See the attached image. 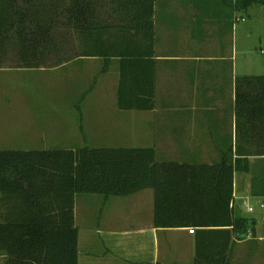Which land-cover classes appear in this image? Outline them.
<instances>
[{
    "label": "trees",
    "instance_id": "obj_1",
    "mask_svg": "<svg viewBox=\"0 0 264 264\" xmlns=\"http://www.w3.org/2000/svg\"><path fill=\"white\" fill-rule=\"evenodd\" d=\"M256 3L264 0L230 5L237 12ZM125 10L136 24L128 28H140L152 47L153 0H129ZM94 56L120 58L119 108H154L153 48L94 49V0H0V67L49 68ZM140 66L144 77H131L128 69ZM235 113L244 138L264 141V75L237 77ZM238 165L227 156L213 163L158 160L153 147L0 149L3 264H78L75 196H126L145 188L154 192V226L224 231V241L211 248L198 243L192 264H230L233 234L253 228L232 205L234 172L247 170ZM251 193L264 201V179L262 192L252 186Z\"/></svg>",
    "mask_w": 264,
    "mask_h": 264
},
{
    "label": "crops",
    "instance_id": "obj_2",
    "mask_svg": "<svg viewBox=\"0 0 264 264\" xmlns=\"http://www.w3.org/2000/svg\"><path fill=\"white\" fill-rule=\"evenodd\" d=\"M128 1L94 0V49L143 51L153 48L155 106L149 110L119 108L117 89L120 58L94 56L100 80L112 81L110 91L100 92L98 103H101V114H97L99 112L95 106L94 121L99 120L97 125L118 122L124 119L119 117L121 112H129V121L136 114L140 117L152 115L150 120L139 121L157 125L156 129H159L161 138L168 141L161 143L159 147L169 160L213 163L227 156L233 161H239L238 167L247 170L234 172L232 205L238 213L247 216L242 210L246 209L245 201L249 203L251 199L256 198L257 204L263 201L262 197L251 193V187L253 186L255 193H261L263 190L264 141L258 139L255 144L254 141L244 138L236 127V79L243 75L236 71V53L233 44L229 43L234 18L238 17L230 5L232 0H153L152 47L140 28H128L130 25L136 26L135 19L132 21L133 15L125 10ZM80 59L75 58L53 68L2 66L0 91H5L2 89L4 87L1 79L4 76L8 79L17 78L18 75H24L23 72L28 75L32 69L50 72L77 63ZM141 68L142 71L138 67L137 71L132 72L128 69L130 76L136 77L139 74L144 77V68ZM128 71L125 70V75ZM94 85L96 90L97 84ZM88 88L83 89L79 96H75L76 103L74 102L73 106L74 115L79 112L81 121L78 123L81 124L82 103L93 91ZM28 102V99L22 100L19 107L11 109L6 107L0 98V112L10 114L13 110L15 113L24 114L23 118L17 120V128L25 130V133L15 132L13 140L0 133L1 145H8L6 141L26 138L22 139L23 142L11 144L21 147L17 149H40L41 146L55 148L51 146L58 145L51 131L52 123L49 125L46 121V115L50 114L46 110L49 108H31ZM108 110H112V114ZM74 121L76 119H73ZM4 122L8 129H11L14 123L12 120ZM165 124L166 127L162 129ZM0 125L4 126L2 121ZM74 127V134L72 137L69 134L62 146H81L83 128H77V122ZM149 129V133H144L146 138L155 135L151 126ZM58 134L59 137L65 136L61 132ZM77 135L79 139L74 141L73 137ZM108 135L111 133H94V137L97 136L98 139ZM183 146L188 147L187 151L182 150ZM79 195L75 196L74 201V222L78 204L84 205L86 201L84 198L79 200ZM97 196L98 199L94 197V203L96 201L103 205V210L94 214V252H88L89 255L80 261L78 257V264H192L198 243L208 249L212 247L211 243L224 241L226 238L221 228L200 230L201 228L194 226H154L153 190L151 198L149 194L142 195L137 204H132V201L126 199L127 195L107 198ZM113 206L118 209L110 212ZM125 206L137 208L131 210L128 207L125 210ZM133 212L134 216L131 217ZM250 219L253 221L252 230L247 234L238 233L232 236L230 264H264V208L259 206L258 215Z\"/></svg>",
    "mask_w": 264,
    "mask_h": 264
},
{
    "label": "rangeland",
    "instance_id": "obj_3",
    "mask_svg": "<svg viewBox=\"0 0 264 264\" xmlns=\"http://www.w3.org/2000/svg\"><path fill=\"white\" fill-rule=\"evenodd\" d=\"M237 15L239 21H234L233 32L229 39V43L230 45L233 44L236 53V71L239 75H264V4L256 3L250 5L246 11H237ZM69 47L71 46L69 45ZM6 64H8V62ZM23 73L24 75H18L19 77L17 78L8 79L6 76L1 78L3 79L4 87L2 89L5 90L0 91L1 102L6 104V107L12 109L14 107H19V102L22 100L27 101L28 99V105L31 108H49V110H46L50 113L46 115V121L49 125L52 123L51 131L55 136L54 141L58 144L57 146L51 145L52 147L66 148L65 146H62V143L69 137V134L70 137H72L76 130V127L74 126L77 122V128L80 127V130L83 128L84 132L83 137L80 139L81 146L77 145V147H153L156 151V158L158 160L170 159L167 155H164L165 152L159 147L161 143H167L168 141L161 138L159 129H156L157 125L155 123L148 124V122L139 121L150 120L152 119V115L140 117L136 114L131 117V121H134L131 122L127 120V116L130 115L129 112H121L119 117H123L124 119H120L118 122H108L106 125H101L99 123V125H97L99 120L95 119L94 121V107L97 106V112L100 111L101 103H98L100 92L101 90L103 93L110 91L112 85L111 79L100 80L101 76L94 63V57H83L77 63L74 62L62 69H53L50 72L32 69L28 72V75H25L27 72ZM91 84H93V91L87 96L81 106L83 116L81 124L78 123L81 121L79 112L74 115L73 106L76 97L81 94L83 89H87ZM94 84H97L96 90H94V86H96ZM108 111L112 114V110ZM97 114L100 116L101 113L99 112ZM106 115L110 116L108 113H106ZM141 115L144 114L141 113ZM114 116L118 117V115ZM23 117V113H15L13 110L10 114H3L1 111L0 121L3 122L4 126L0 125V133L6 134L7 138L10 140H13L15 132L18 133V131H20V133H25L23 128L21 130L17 128V120ZM73 119H76V121L73 122ZM4 120L14 121L12 124L14 127L11 125V129H8V125ZM150 126L152 128L151 131H153L155 135L153 137L149 135V137L147 136L146 138L144 137V133L150 132L148 131L150 130ZM165 127L166 124L163 125L162 129ZM59 132L64 133L65 136L59 137ZM97 132L101 134L111 133V135L98 139L97 136L94 137V133ZM78 136L79 135L73 137L74 141L79 139ZM22 139L23 138H17L15 141H6V144L9 143L8 145H1L2 143H0V149L21 148L12 144L26 140V138ZM68 141L69 140H67V142ZM45 142H48V140H45ZM39 148L46 149L50 147L41 146ZM171 148L172 147L170 146L169 149ZM187 149V146L182 147V150L187 151ZM142 190L144 191L140 190L133 193L134 195L130 194L132 196L127 195L128 197L126 199L132 201V204H137L142 195L149 194L151 198V188H145ZM95 195L87 193L80 194L78 199L80 200L84 198L86 201L84 205L78 204L77 211L75 210V225L78 227L77 249L79 261L83 257L89 255L88 252H94V214H96L97 211L103 210V205H100L96 201L94 203V197L98 199L97 195L99 194ZM258 196L260 195H256V197ZM256 199H251V202H249V205L253 207V211L248 212L246 209H242L243 214L247 215L249 218L258 215L259 203L257 204ZM143 201L146 202V200ZM128 207L125 206V210ZM130 208L131 207L128 209ZM136 208L137 207H133L131 210H136ZM111 209L110 212H114L118 208L116 209L115 206H113ZM121 212H123V209ZM130 216L133 217L134 212L131 213ZM3 259L4 256L0 253V264H2Z\"/></svg>",
    "mask_w": 264,
    "mask_h": 264
},
{
    "label": "built area",
    "instance_id": "obj_4",
    "mask_svg": "<svg viewBox=\"0 0 264 264\" xmlns=\"http://www.w3.org/2000/svg\"><path fill=\"white\" fill-rule=\"evenodd\" d=\"M234 19H235V21H239V18H238V17H235ZM244 205H245L246 210H247L248 212L253 211V207H252L251 205H249L248 202L245 201ZM259 206H260V208H264V201H261V202L259 203Z\"/></svg>",
    "mask_w": 264,
    "mask_h": 264
}]
</instances>
